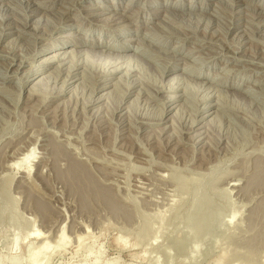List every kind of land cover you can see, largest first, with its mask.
<instances>
[{"label":"rangeland","instance_id":"374dc122","mask_svg":"<svg viewBox=\"0 0 264 264\" xmlns=\"http://www.w3.org/2000/svg\"><path fill=\"white\" fill-rule=\"evenodd\" d=\"M263 12L264 0H0V241L16 242H0V264H27L45 240L50 256L36 252L39 264H264V180L253 176L264 175ZM56 51L64 62L39 63ZM115 66L119 74L103 75ZM27 149L28 183L5 178ZM52 154L85 166L116 204L80 203ZM205 200L215 217L201 221L192 206ZM206 221L210 234L195 232Z\"/></svg>","mask_w":264,"mask_h":264},{"label":"bare ground","instance_id":"6f19581e","mask_svg":"<svg viewBox=\"0 0 264 264\" xmlns=\"http://www.w3.org/2000/svg\"><path fill=\"white\" fill-rule=\"evenodd\" d=\"M214 4V3H213ZM108 7V6H107ZM217 7V6H216ZM239 7V6H238ZM89 8H91V7H89ZM98 8V7H97ZM100 8V7H99ZM112 8V7H111ZM87 9V8H86ZM91 9H94V8H91ZM249 9V8H248ZM84 10V9H83ZM228 10V9H227ZM246 10V9H245ZM153 11V10H152ZM62 12V11H61ZM154 12V11H153ZM234 12V11H233ZM249 12V11H248ZM101 13H103V12H101ZM101 13H96V14H92V15H89V17L90 16H97V14H101ZM264 13V12H263ZM259 14V13H258ZM254 15V14H253ZM255 16H257V14L255 15ZM170 17V16H169ZM15 19H19V18H16L15 17ZM91 19V18H90ZM120 19V18H119ZM171 19V18H170ZM173 19V18H172ZM172 19H171V21H172ZM61 20V19H60ZM95 20V19H94ZM107 20V19H106ZM237 20V19H236ZM20 21H22V20H20ZM96 21V20H95ZM95 21H94V23H95ZM119 20H117V22H118ZM35 22V21H34ZM97 22V21H96ZM99 22V21H98ZM101 24V23H100ZM99 25V24H98ZM23 26V25H22ZM51 26V25H50ZM54 28V27H53ZM19 29V28H18ZM21 29H23L22 27H21ZM21 29H19V30H21ZM148 30V29H147ZM149 31V30H148ZM249 32V31H248ZM15 33V32H14ZM155 33V32H154ZM161 33V32H160ZM45 34V33H44ZM163 34V33H162ZM71 35H72V33H71ZM74 35V34H73ZM65 36V35H64ZM163 36V35H162ZM45 37V36H44ZM165 37V36H164ZM168 37V36H167ZM59 38V37H58ZM64 38V37H63ZM73 38V37H72ZM76 38V37H75ZM169 39V38H168ZM71 40V39H70ZM116 40H118V39H116ZM127 40V39H126ZM56 41V40H55ZM123 41V40H122ZM13 42V41H12ZM125 42V41H124ZM136 42V41H135ZM89 43V42H88ZM123 43V42H122ZM131 43V42H130ZM247 43V42H246ZM112 45V44H111ZM127 45V44H126ZM51 47V46H50ZM46 48V47H45ZM110 49V48H109ZM135 51V50H134ZM73 53H72V55L74 54V55H80L81 54V56H82V58L84 59L83 61L84 62H90V66H92L91 65V63L93 64L94 63V61L93 60H89V57H91L90 55H89V52H83V51H79V50H74V51H72ZM160 52V51H159ZM71 53V52H70ZM69 53V54H70ZM67 54L68 53H66V51L65 52H62V53H59L58 51H56V52H54V53H52L50 56H48V57H44V59H42V61H38L41 65H50V64H60V63H62V62H64V57L65 56H67ZM121 54V53H120ZM73 55V56H74ZM97 55V53H95V54H93V56H96ZM71 56V55H70ZM122 56H126V55H122ZM23 57V56H22ZM100 57V56H99ZM16 58V57H15ZM20 58V57H19ZM71 58V57H70ZM72 58H74V57H72ZM97 58V57H96ZM88 59V60H87ZM94 59V58H93ZM132 57H127V60H128V62H127V66L125 65V68H127V70H129V69H131L132 67H131V65H132ZM24 60V58H22L21 59V62ZM73 60V59H72ZM124 62H125V60H123ZM20 62V61H19ZM73 62V61H72ZM71 62V63H72ZM114 62V61H113ZM171 63V62H170ZM21 64V63H20ZM36 64V63H35ZM67 64V63H66ZM84 64H86V63H84ZM99 64V63H98ZM97 64V65H98ZM115 64H116V61H115ZM125 64H126V62H125ZM167 64H169V63H167ZM173 64V63H172ZM12 65V64H11ZM30 65V64H29ZM63 65H65V64H63ZM117 65V64H116ZM122 65V64H121ZM171 65V64H170ZM18 66H20V65H18ZM58 66V65H57ZM56 66V67H57ZM80 66V64H77L74 68L72 67L71 68V66H69L70 67V69H66V77H65V79L67 78V77H69L68 79H70L71 80V78H75L76 76H78L79 74H78V71H77V73H75V69H77V67H79ZM88 66V65H87ZM94 66V65H93ZM92 66V67H93ZM119 66V65H118ZM169 66V65H168ZM59 67V66H58ZM68 67V66H67ZM68 67V68H69ZM85 67V68H84ZM83 67V69H86V66H84ZM167 67V66H166ZM8 68V67H7ZM89 68V67H88ZM87 68V69H88ZM95 68V67H94ZM123 68V67H122ZM169 68V67H168ZM32 69V68H31ZM48 69V68H47ZM54 69H56L55 67H54ZM53 69V70H54ZM59 69V68H58ZM63 69V68H62ZM87 69L85 70V71H87ZM90 69V68H89ZM91 69H93V68H91ZM163 69H164V67H163ZM28 70V69H27ZM30 70V69H29ZM34 70H36V69H34ZM42 70V69H41ZM45 70V69H44ZM119 70H121V68H118L117 66H115L111 71H109V68L108 69H105V70H103V75H105V76H111V77H114L115 75H117V74H119ZM165 70V69H164ZM89 71H92V70H89ZM93 71H94V69H93ZM109 71V72H108ZM166 71V70H165ZM165 71H164V73H165ZM168 71V70H167ZM36 72H37V70H36ZM35 72V73H36ZM44 72V71H43ZM57 72V71H56ZM55 72V73H56ZM82 72V71H81ZM81 72H80V74H81ZM163 72V71H162ZM48 73V72H47ZM65 73V72H64ZM29 74V73H28ZM37 74V73H36ZM35 74V75H36ZM92 74V73H91ZM31 75V74H30ZM82 75V74H81ZM141 75V74H140ZM164 75V74H163ZM43 76V75H42ZM87 75H85V78H87L86 77ZM95 76V75H94ZM44 77V76H43ZM117 77V76H116ZM30 78V77H29ZM32 78H34V77H32ZM31 78V79H32ZM36 78V77H35ZM48 78V77H47ZM49 78H50V76H49ZM48 78V79H49ZM80 78V77H79ZM82 78V77H81ZM84 78V77H83ZM82 78V79H83ZM92 78H93V75H92ZM104 78V77H103ZM174 78V77H173ZM30 79V80H31ZM105 79V78H104ZM78 80V79H77ZM100 80H102V78H100L99 79V82L98 83H100ZM107 80L108 79H105L104 80V82L103 81H101V82H103L104 84H103V86H106L110 81H108L107 82ZM112 80V79H111ZM46 81V80H45ZM66 81V80H65ZM86 81V80H85ZM89 81V80H88ZM87 81V82H88ZM26 82V81H25ZM28 82V81H27ZM35 82H36V80H35ZM77 82V81H76ZM95 81H93V83H94ZM96 82H97V80H96ZM191 82V81H190ZM34 83V82H33ZM32 83V84H33ZM43 83V79H41L40 81H38V83H36V84H34L33 85V87L31 88V89H29L31 92L36 88H38V86H39V84H42ZM66 83H67V81H66ZM65 83V84H66ZM73 83V82H72ZM92 83V84H93ZM214 83V82H213ZM84 85H86L85 84V82L83 83ZM82 84V85H83ZM112 84V83H111ZM78 85V84H77ZM83 85V86H84ZM87 85H88V83H87ZM96 85V84H95ZM99 85V84H98ZM153 85H155V84H153ZM208 85V84H207ZM42 86V85H41ZM63 86V85H62ZM75 86V85H74ZM100 86V85H99ZM69 87H71V86H69ZM90 87V86H89ZM88 86L86 87V88H89ZM92 87V86H91ZM91 87H90V89H91ZM93 87H95L94 85H93ZM110 87H115V84L113 85H110V86H108L107 88H110ZM167 87V86H166ZM176 87V86H175ZM72 88V87H71ZM74 88V87H73ZM84 88V87H83ZM134 88V87H133ZM168 88L169 89H171V90H173V88H174V84H173V81H170L169 80V84H168ZM35 89V90H36ZM102 89V88H101ZM159 90L160 89H162V88H158ZM114 90V89H113ZM182 90H183V88H182ZM29 91V92H30ZM69 91H70V89H69ZM94 91V89H92V92ZM110 91V90H109ZM133 91V90H132ZM178 91V90H177ZM63 92V88H62V91H59V92H57L58 94V96L61 94ZM67 92V91H66ZM92 92H90V93H92ZM137 92V91H136ZM220 92V91H219ZM28 93V92H27ZM111 93V92H110ZM109 92H108V95L110 94ZM130 93V92H129ZM186 93V92H185ZM222 93V92H221ZM28 94H30V93H28ZM63 94H65V93H62V95ZM105 92L103 93V95H101V96H99V97H97V98H89V101H88V103H89V105H86V106H98L100 103V101L101 100H103L104 98L106 99V97H104L105 95H107V93L105 94ZM73 95V94H72ZM175 95V94H174ZM54 96H56V95H54ZM93 96V95H92ZM128 96V95H127ZM169 96H171V95H169ZM176 96V95H175ZM181 96V95H180ZM180 96L179 97H177V99L179 100L180 99ZM210 96V95H209ZM72 97V96H71ZM208 97V96H207ZM206 97V98H207ZM213 98H215V97H213ZM167 101L166 102H170V101H173V100H175V97H168L167 96ZM176 99V100H177ZM205 99V98H204ZM203 99V100H204ZM184 100V99H183ZM214 100V99H213ZM52 102V101H51ZM174 102H176V101H174ZM174 102H172V103H174ZM108 104V103H107ZM126 104V103H125ZM167 105V104H166ZM231 106H233V104L231 105ZM119 107V106H118ZM122 107L123 106H121L120 107V110H118V111H123L124 110V108L122 109ZM163 107V106H162ZM207 107V106H206ZM230 107V106H229ZM235 107V106H234ZM232 108L233 109V111H238V106H236L237 107V109H235V108ZM264 107V106H263ZM164 108V107H163ZM166 108V107H165ZM175 108H178V105H173V104H171L169 107H167L166 108V113H168V112H171L172 110H174ZM204 108V107H203ZM211 108H213L212 106L211 107H209V109H208V115H207V117H209V116H211L212 114H213V112H211V113H209L210 112V109ZM220 109H221V107H220ZM228 109H230V110H232L231 108H228ZM126 110V109H125ZM163 110H165V109H163ZM163 110H161V111H163ZM229 110V111H230ZM177 111H178V109H177ZM177 111H176V113H177ZM232 111V112H233ZM240 111H241V107H240ZM242 111H243V109H242ZM264 111V110H263ZM164 112V111H163ZM244 112H246L245 111V109H244ZM217 114V113H216ZM205 116H206V114H205ZM250 116V115H249ZM207 117H205V118H203L202 119V121H204V120H206L207 119ZM216 118H217V115L215 116ZM200 120V119H199ZM213 120V119H212ZM212 120H209V121H207V122H205L206 124L205 125H203V126H201L199 129H208V127H210L213 123V121ZM163 121V118L160 120V118L158 119V123H160V122H162ZM196 121V120H195ZM121 123V122H120ZM193 123H194V120H193ZM191 124V123H190ZM199 124H201V122H199V121H197L196 122V125L195 126H197V125H199ZM192 126V128L194 129V127H193V124L191 125ZM191 127H189V129H190ZM201 129V130H202ZM142 130V129H141ZM205 132V131H204ZM29 149H27V151L25 152V150L23 151V152H20V154L17 156H15V157H12V160H11V162H9V164H7V166H5V169H6V175L4 176L5 178H14L15 177V175H13V173H15V172H18V173H21V175H20V177H21V179H23V181L25 180V182H23L24 184H26V183H28L27 181H28V177H29V173H30V170H29V168H28V163L31 161V159H32V150L31 151H28ZM56 150V149H55ZM52 156H53V154H52ZM69 158V161H73V163H71V165H69V166H66V164L64 163L63 164V166L62 165H60V163H59V160H63L64 162L66 161V159L64 160V159H62V158H59V155L57 156V154H55L54 156H53V161H51V166H52V168L51 169H53V171H54V173H55V175H56V177L59 179V181L63 184V186L64 187H67L68 189H69V191H70V193H73L74 195H77L78 196V198H79V200H80V203H82V204H88V203H90V202H94V203H102L103 205H106L107 207H110V206H112L113 204H114V202H113V200H107L104 196H103V194H99L95 189H93V187H92V185H90L89 183H88V181L86 180V175H85V171L87 172V169H86V167L85 166H83V165H81L80 163L78 164V162H76V161H74L72 158H70V157H68ZM75 159V158H74ZM50 166V165H49ZM50 166V167H51ZM2 167V166H1ZM0 167V168H1ZM4 168V167H3ZM85 171H84V170ZM11 174V175H10ZM17 174V173H16ZM258 181H261V180H264V175L263 174H259L258 175V173H257V170L255 171L254 170V175H253ZM56 179V178H55ZM57 179V180H58ZM27 180V181H26ZM22 182V181H21ZM264 182V181H263ZM263 182L261 183V185L263 184ZM237 185V184H236ZM250 185H251V183H250ZM249 185V186H250ZM25 186H27V185H25ZM249 186H247V188L249 187ZM24 187V186H23ZM251 188H249V190H250ZM193 196H196V194L195 195H193ZM192 198H194V197H192ZM196 198H197V196H196ZM193 201V203H195V199H192ZM192 203V204H193ZM116 204V203H115ZM114 204V205H115ZM194 206H196V212H197V210H199L198 212L199 213H197V215H198V217L201 219V221L203 220V219H213L214 217H215V215H214V212L213 213H208V212H206V206H207V208L209 207V209H212V210H214L215 211V209H216V206L213 204V202H211V201H209V200H205L204 202H198L197 201V203H196V205H194L193 204V206H192V209H193V207ZM198 206V207H197ZM114 207V206H113ZM116 207V206H115ZM118 207V206H117ZM116 207V208H117ZM111 208V207H110ZM262 207L260 206L259 207V209L258 210H260ZM118 210V209H117ZM192 212L193 211H188L187 213H186V218H185V220H188L189 218H190V216L192 215ZM196 212H194L193 214H196ZM182 215V214H181ZM180 215V216H181ZM184 215V214H183ZM217 215V214H216ZM193 216V218L191 217V219L192 220H196V218H197V216H195L194 217V215H192ZM0 217H4V214H2V213H0ZM183 218H184V216H183ZM179 219V218H178ZM182 219V218H181ZM217 219H218V217H217ZM190 220V219H189ZM177 221V220H176ZM197 221V220H196ZM196 221L194 222V223H196ZM178 222H179V220H178ZM207 222V221H206ZM185 223H187V222H185ZM198 223H199V221H198ZM208 223V224H207ZM206 223V225H204V223L202 222V223H200L199 224V226H198V224L195 226V225H192V226H194V227H196V230H195V232H197L198 233V231L199 232H202V233H205V235H207V233L209 232V234H210V230H212V228L211 227H209V221ZM177 224V223H176ZM188 224L189 223H187L186 225L188 226ZM208 225V227H205V226H207ZM191 226V225H190ZM211 226V225H210ZM63 227V226H62ZM177 227V226H176ZM191 228L192 227H190V230H191ZM183 229V228H182ZM194 229V228H193ZM215 230V229H214ZM217 230V229H216ZM188 231V230H187ZM186 231V232H187ZM60 235H59V232H58V235H59V237H58V239L56 238V244L58 245V244H60V243H62V241L64 240V233H63V228L60 230ZM189 232V231H188ZM188 232H187V234H188ZM191 232V231H190ZM214 232V231H213ZM194 233V232H193ZM192 233V234H193ZM216 233V232H215ZM221 233H222V231H221ZM263 233V234H262ZM261 233V235H259V238H261V236L263 237L262 239L264 240V232H262ZM185 234V233H184ZM201 234V233H200ZM39 235V234H38ZM38 235H36V234H34L33 235V237H35L36 239L38 238V239H43L42 237L41 238H39L40 236H38ZM189 235H191V234H189ZM197 235V234H196ZM196 235H194V236H196ZM214 235V234H213ZM176 236V235H175ZM193 236V235H192ZM182 237H184V236H182ZM219 237H221L220 235H219ZM175 238V237H174ZM189 238V237H188ZM198 238V237H197ZM37 239V240H38ZM181 239V238H180ZM195 239H196V237H195ZM44 240V239H43ZM174 240H177V238H175ZM173 240V241H174ZM188 240V239H187ZM193 240V239H192ZM41 241V240H40ZM181 241H182V243L183 242H185L186 241V238H184V239H181ZM181 241L179 242L178 241V243L179 244H181ZM216 241H218V240H216ZM1 243H11L12 244V246L14 247L15 245H16V242H15V240L14 239H7V237H3V239H2V241H0ZM38 242H39V240H38ZM176 242V241H175ZM174 242V243H175ZM47 243V241L45 240V242L44 241H41V243L39 242V245L37 246V247H35L36 248V252H40L43 256H44V259H46V258H48L49 256H50V251H49V245H48V243ZM177 243V242H176ZM177 243V244H178ZM16 250V249H15ZM32 253V254H30V256H29V258H28V260H27V264H39V262H38V256H37V253ZM43 259V260H44ZM11 264H18L17 263V261H12L11 262ZM41 264H44V263H41ZM83 264V263H82Z\"/></svg>","mask_w":264,"mask_h":264}]
</instances>
